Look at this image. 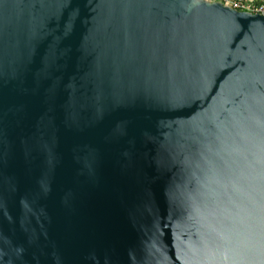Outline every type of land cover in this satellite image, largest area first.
Here are the masks:
<instances>
[{
	"label": "water",
	"instance_id": "obj_1",
	"mask_svg": "<svg viewBox=\"0 0 264 264\" xmlns=\"http://www.w3.org/2000/svg\"><path fill=\"white\" fill-rule=\"evenodd\" d=\"M0 264H264V16L0 0Z\"/></svg>",
	"mask_w": 264,
	"mask_h": 264
},
{
	"label": "built area",
	"instance_id": "obj_2",
	"mask_svg": "<svg viewBox=\"0 0 264 264\" xmlns=\"http://www.w3.org/2000/svg\"><path fill=\"white\" fill-rule=\"evenodd\" d=\"M220 3L239 12L264 16V0H205Z\"/></svg>",
	"mask_w": 264,
	"mask_h": 264
}]
</instances>
